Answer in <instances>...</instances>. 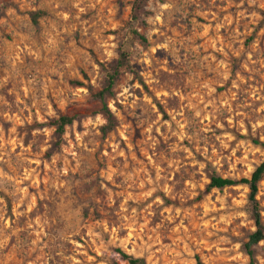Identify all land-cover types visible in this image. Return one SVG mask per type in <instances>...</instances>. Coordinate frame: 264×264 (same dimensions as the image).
I'll return each instance as SVG.
<instances>
[{"label":"rangeland","instance_id":"374dc122","mask_svg":"<svg viewBox=\"0 0 264 264\" xmlns=\"http://www.w3.org/2000/svg\"><path fill=\"white\" fill-rule=\"evenodd\" d=\"M131 2L0 0V264H248V189L206 187L264 161V0Z\"/></svg>","mask_w":264,"mask_h":264},{"label":"trees","instance_id":"16d2710c","mask_svg":"<svg viewBox=\"0 0 264 264\" xmlns=\"http://www.w3.org/2000/svg\"><path fill=\"white\" fill-rule=\"evenodd\" d=\"M148 0H132L130 15L129 18L131 22H139L142 21L144 17L148 15L146 11V3ZM38 13H31L30 17L33 22L36 21ZM131 38L136 39L140 42H144L145 39L136 31L131 30L129 32ZM129 55L125 49V45L120 42L117 46V58L116 60L108 65V70L103 79L100 90L95 94V98L101 104V112L105 118V124L101 128V132L106 134L113 130L115 127V119L109 109L106 106V99L112 96L113 88L118 82L122 71L128 67ZM71 123V119L61 117L59 119L57 132L62 133L63 127L67 124ZM255 145L264 149V143L254 142ZM264 176V161L257 165L253 171L250 173L248 177H243L238 180L229 178V177H221L218 175H212L209 178V183L206 187V191L210 190H222L227 187H232L236 185L245 186L248 189L247 201L251 211V217L253 220L254 230L248 236L247 242L244 244V253L248 258V264H254V252L253 248L264 241V225L261 221L259 205L256 200V195L258 191V184ZM115 252L119 255L121 261L124 264H147L145 260L141 258H133L130 255L126 254L121 249H115ZM200 264V263H198Z\"/></svg>","mask_w":264,"mask_h":264}]
</instances>
